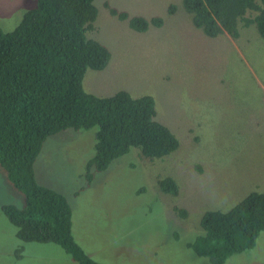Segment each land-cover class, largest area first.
Returning a JSON list of instances; mask_svg holds the SVG:
<instances>
[{"label":"rangeland","instance_id":"1","mask_svg":"<svg viewBox=\"0 0 264 264\" xmlns=\"http://www.w3.org/2000/svg\"><path fill=\"white\" fill-rule=\"evenodd\" d=\"M36 0H0V27L13 31ZM164 19L134 31L110 15ZM174 14H170L171 6ZM88 35L112 53L103 71L88 70L84 88L99 97L127 90L152 95L157 120L180 140L177 152L150 160L133 149L87 184L95 133L68 130L50 138L36 162L38 182L73 209L74 235L99 264H211L190 243L208 211H228L249 193H264V39L255 26L240 37L210 38L194 27L182 0H96ZM173 177L178 196L158 182ZM25 205L0 166V264H78L55 244L23 243L3 207ZM184 210L187 215L181 212ZM225 264H264V232L256 246Z\"/></svg>","mask_w":264,"mask_h":264},{"label":"trees","instance_id":"2","mask_svg":"<svg viewBox=\"0 0 264 264\" xmlns=\"http://www.w3.org/2000/svg\"><path fill=\"white\" fill-rule=\"evenodd\" d=\"M96 0H36L10 32L0 27V166L25 205L3 207L23 243L55 244L78 264H99L74 235L73 209L62 193L38 182L36 162L46 142L68 130L95 133L94 155L86 165L87 184L96 173L133 149L150 160L177 152L180 140L157 120L152 95L133 97L120 90L99 97L84 88L88 70L103 71L112 53L90 38L98 19ZM195 28L210 37H240L256 27L264 39V0H182ZM110 15L139 33L161 28L164 19L130 17L109 7ZM175 6L170 7L174 14ZM164 193L178 196L173 177L158 182ZM184 216L187 213L182 210ZM202 234L190 249L211 264H225L253 249L264 232V193L251 192L228 211H208Z\"/></svg>","mask_w":264,"mask_h":264}]
</instances>
